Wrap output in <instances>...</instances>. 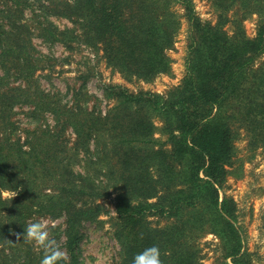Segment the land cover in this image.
<instances>
[{
	"label": "trees",
	"instance_id": "1",
	"mask_svg": "<svg viewBox=\"0 0 264 264\" xmlns=\"http://www.w3.org/2000/svg\"><path fill=\"white\" fill-rule=\"evenodd\" d=\"M173 1L185 5L192 26L187 73L166 95L108 85L105 97L114 102L103 112L86 100L60 104L44 90H29L34 28L44 40L99 46L107 63L128 79L169 72L167 51L180 26ZM215 2L222 8L217 24L198 19L192 0H0V264H18L21 257L25 264H40L44 250H33L23 235L33 213L65 217L67 264H82L76 252L82 223L99 221V200L112 193L118 264H132L151 246L158 247L161 264H202L196 240L207 232L220 239L225 259L250 264L235 202L221 198L220 190L238 130L264 147V61L255 67L264 53V20L254 38L241 20L230 34L225 12L239 6L264 15V0ZM53 16L73 26L59 28ZM11 76L28 81V89L5 87ZM75 94L89 93L80 88ZM23 102L52 112L55 127L39 126L22 140L12 115ZM155 116L168 149L154 136ZM68 127L75 134L72 146L63 139ZM4 190L17 196L4 198ZM154 215L167 224L152 225Z\"/></svg>",
	"mask_w": 264,
	"mask_h": 264
},
{
	"label": "rangeland",
	"instance_id": "2",
	"mask_svg": "<svg viewBox=\"0 0 264 264\" xmlns=\"http://www.w3.org/2000/svg\"><path fill=\"white\" fill-rule=\"evenodd\" d=\"M195 16L203 22L217 24L222 8L215 0H192ZM172 9L180 21V26L174 45L167 53L171 59L169 72L159 73L154 78L146 80L136 76L128 79L117 69L111 67L99 46L85 44L79 40H69L70 46L61 41L44 40L37 36L34 28L32 37L33 50L31 51L34 63V78L29 84L31 92L44 90L50 93L60 104L72 105L76 101H82L89 107L99 106L106 110L114 100L105 97V88L108 85H121L130 92H153L166 95L177 87L187 73V57L189 54L191 18L186 7L181 2L173 1ZM228 18L225 29L233 34L236 20H241L246 35L254 38L258 34L264 15L258 12H248L239 6H233L225 12ZM27 17L31 18L30 24H34L31 12L27 10ZM51 20L59 28L73 26L65 17H51ZM264 61V53L256 60L255 67ZM13 71V69H12ZM3 74L0 65V75ZM22 88L28 85L20 79L11 76L6 86H18ZM80 88L88 92L87 96L75 94ZM28 89V86H27ZM12 118L19 126L18 134L24 140L29 132L39 126L49 124L55 127L56 121L50 111H41L32 103H18L15 105ZM157 129L154 136L163 143L164 148L171 147L167 141V134L162 133V120L154 117ZM63 139L68 146H72L75 134L71 128L64 131ZM234 158L228 166V176L220 190L221 198L227 196L235 202L236 225L243 238V248L250 264H264V147L255 143L254 139L241 128L234 141ZM83 153L79 152V157ZM83 161L81 164L83 165ZM76 169H81L76 165ZM102 176V175H101ZM104 178L102 185H106ZM50 192V189L47 190ZM13 191L4 190L2 195L8 198ZM7 194V195H6ZM17 196V192L16 195ZM13 196V197H15ZM103 205V212L99 221H84L81 229V237L76 241V252L80 256L82 264H118L120 261L121 246L113 235L114 220L117 216L115 193L99 200ZM64 216L51 218L50 216L33 213L28 217L29 222L42 220L49 225V237L65 253L66 237L63 233L65 227ZM152 225L163 226L168 219L158 215L150 216ZM59 226L60 228H58ZM55 227V228H54ZM23 240V239H22ZM26 243L28 238H25ZM30 241V240H29ZM33 250L42 248L34 241H30ZM199 256L202 264H235L231 258H224L220 239L213 233L207 232L196 240ZM23 249H28L22 241ZM18 264H25V258L21 257Z\"/></svg>",
	"mask_w": 264,
	"mask_h": 264
},
{
	"label": "clouds",
	"instance_id": "3",
	"mask_svg": "<svg viewBox=\"0 0 264 264\" xmlns=\"http://www.w3.org/2000/svg\"><path fill=\"white\" fill-rule=\"evenodd\" d=\"M15 195L16 191L14 190L8 195V199L11 200ZM23 235L44 250L40 264H67V256L60 250L56 242L49 237V225L46 222L35 220L28 223L24 227ZM132 264H161L158 247L151 246L137 253L133 258Z\"/></svg>",
	"mask_w": 264,
	"mask_h": 264
}]
</instances>
